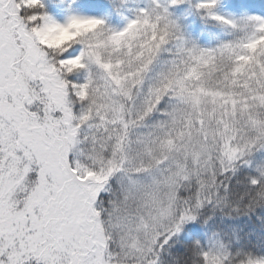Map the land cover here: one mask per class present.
I'll return each mask as SVG.
<instances>
[{
    "label": "snow or ice",
    "instance_id": "6c2138e0",
    "mask_svg": "<svg viewBox=\"0 0 264 264\" xmlns=\"http://www.w3.org/2000/svg\"><path fill=\"white\" fill-rule=\"evenodd\" d=\"M183 3L0 0V264H264L162 257L201 208L264 204V167L228 183L264 148V7L187 0L194 35Z\"/></svg>",
    "mask_w": 264,
    "mask_h": 264
},
{
    "label": "trees",
    "instance_id": "16d2710c",
    "mask_svg": "<svg viewBox=\"0 0 264 264\" xmlns=\"http://www.w3.org/2000/svg\"><path fill=\"white\" fill-rule=\"evenodd\" d=\"M88 2L89 0H81L84 5ZM252 2L257 9L264 7V0H252ZM46 3L49 4L52 12L59 15L57 5L60 0H46ZM173 11L179 22L192 34H201L202 26L189 14L187 0ZM111 21L113 24H118L121 22V17L113 13ZM243 159L246 163L238 162L236 171L229 174L228 181L230 186H235L239 190H243L246 185L238 184L237 181H244L247 177L256 175L258 168L264 167V148H256ZM193 240H199L205 247L219 240L233 253L243 251L264 255V204H258L252 210L241 213L230 211L227 207L221 209L209 205L201 208L197 219L183 226L180 233L169 241L171 247L165 245L167 251L162 253V257L168 260L169 253H175Z\"/></svg>",
    "mask_w": 264,
    "mask_h": 264
},
{
    "label": "rangeland",
    "instance_id": "374dc122",
    "mask_svg": "<svg viewBox=\"0 0 264 264\" xmlns=\"http://www.w3.org/2000/svg\"><path fill=\"white\" fill-rule=\"evenodd\" d=\"M191 222H193V221L186 222L183 226H186L187 224H189V223H191ZM183 226H182V227H183Z\"/></svg>",
    "mask_w": 264,
    "mask_h": 264
}]
</instances>
